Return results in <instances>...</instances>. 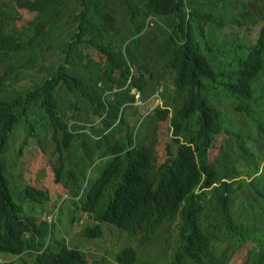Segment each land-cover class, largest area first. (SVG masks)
Segmentation results:
<instances>
[{
    "label": "trees",
    "instance_id": "obj_1",
    "mask_svg": "<svg viewBox=\"0 0 264 264\" xmlns=\"http://www.w3.org/2000/svg\"><path fill=\"white\" fill-rule=\"evenodd\" d=\"M26 13L35 20L15 30ZM259 27L248 44L241 33ZM50 57L59 63L48 66ZM42 71L39 85L20 91ZM134 91L145 101L161 93L167 107L131 125L130 111H141ZM228 110L238 116L227 121ZM20 129L21 153L30 139L53 147L68 201L49 206L47 192L13 188L6 156ZM226 134L243 162L220 152L217 166L210 153L230 145L219 144ZM258 179L264 0H0V256L12 258L4 264H87L51 220L68 203L97 223L82 240L112 227L129 236L118 264H137L142 246L170 264H231L252 242L264 248L254 215L232 213L234 197H252ZM258 196L264 204V186Z\"/></svg>",
    "mask_w": 264,
    "mask_h": 264
},
{
    "label": "rangeland",
    "instance_id": "obj_2",
    "mask_svg": "<svg viewBox=\"0 0 264 264\" xmlns=\"http://www.w3.org/2000/svg\"><path fill=\"white\" fill-rule=\"evenodd\" d=\"M34 14L26 13L25 18L22 21L17 23L14 28L17 31H20L23 26L33 22L35 20ZM263 26V25H262ZM261 27L256 28L253 31L242 32L241 36L243 39L248 42V44L256 43L260 36ZM235 32V29L228 30L227 33L231 35L230 39L237 38L236 36H232ZM220 37L218 39L219 43ZM94 54V53H93ZM94 58L97 57V54L93 55ZM53 63H59L57 58L48 59L47 65L52 66ZM45 62H41L40 69L43 68ZM47 72L42 71V73L33 72L29 75L28 80L22 83L19 87L21 92H25L30 90L31 88L39 85L44 78L47 77ZM162 91V90H161ZM160 91V92H161ZM135 93V91H134ZM140 99L137 107V110L130 111L129 121L132 122L133 125L140 117L147 116L148 114H154L156 109L159 106H165V100L161 96V93L157 95L154 99L150 101L143 102ZM69 104V101H68ZM238 116L237 113H233L228 110L224 113V117L229 121L230 117ZM161 120L158 121L157 126ZM161 128H162V123ZM167 135V134H165ZM169 135V134H168ZM172 134L170 133V136ZM169 136V137H170ZM234 136L226 134L221 137L219 140V144L224 142L228 143L225 149H219V146L215 150L216 152L210 153V161L214 162L217 166L222 162V156H220V152L222 154H228L231 160L242 163L243 159L236 158L235 155H232V150L235 152L236 143L233 142ZM26 139V133L23 129H20L16 140H12V145L8 155L6 156L8 160V175L11 179L13 188H16V192L19 193L26 186H30L39 191L47 192L50 195L51 201L49 206L56 204L57 202L68 201V195L66 191L60 185L55 183L54 177V165L56 164V159L53 158L51 152L53 147H44L41 146L38 141L30 139L27 145L24 146L23 152L21 153V149L23 147V143ZM163 139V132L161 135L160 142L158 144L157 149L160 147ZM235 139V138H234ZM158 160L161 161L162 158L157 156ZM244 175V174H243ZM264 181L258 179L256 186H249L251 190L252 197H249L247 193H244L240 196L234 197L235 206L232 209L233 215L236 216L237 219L243 214L248 212L249 217H253L254 212L257 213V217L255 220L256 227L262 234H264V204L261 200L262 197H259V192H263ZM249 197V200H247ZM259 197V198H258ZM249 202V203H248ZM248 203V206L244 210L245 205ZM78 211H75L72 208V205L68 203V206L63 209H58L55 212V218H51L52 222L55 221V229L60 237L66 239V243L74 248H82V250L86 253L87 256V264H118L117 256L125 250L127 245H130L131 239L126 233L116 231L114 227L111 228L112 231H107L104 238L99 241H85L81 239V234L83 230L90 224H97L96 222H92V220L83 214H80V220L76 217ZM76 217V220L79 222H75L72 227L68 225L67 222L72 218ZM172 228H177V223L173 225ZM255 243H250L248 248L243 250L240 255H237L235 259L231 262V264H246L249 258L255 257L257 263L259 264V260L264 258V249L257 248ZM175 249V243H171V251ZM150 252L146 249L145 246L141 247L140 259L137 264H146V260H150L154 262V264H170L172 257L170 255H165L161 258H156L157 253ZM261 251V252H260ZM12 258L10 256H0V264H4L5 261H9ZM28 261L31 262V258L28 257ZM10 262L6 263L9 264Z\"/></svg>",
    "mask_w": 264,
    "mask_h": 264
},
{
    "label": "clouds",
    "instance_id": "obj_3",
    "mask_svg": "<svg viewBox=\"0 0 264 264\" xmlns=\"http://www.w3.org/2000/svg\"><path fill=\"white\" fill-rule=\"evenodd\" d=\"M135 93L137 94V98H138V100L140 101V99L142 98V100L141 101H143V102H146L145 101V99L142 97V95H141V93H138V92H136L135 91ZM139 103V102H138ZM221 156V155H220ZM247 200H249V199H247ZM249 203V202H248ZM248 203L245 205V207H244V210L246 209V207L248 206ZM248 214V212H246V213H243L241 216H240V218H244V216L245 215H247ZM264 214V213H263ZM254 217H255V219H254V227H256V223H255V220H256V217H257V213H255L254 212ZM257 228V227H256ZM264 249V248H263ZM262 262H263V259L262 260H259V264H262ZM258 264V263H257Z\"/></svg>",
    "mask_w": 264,
    "mask_h": 264
}]
</instances>
